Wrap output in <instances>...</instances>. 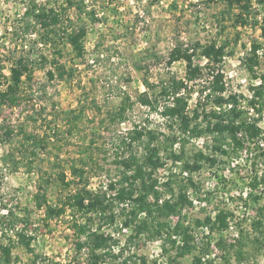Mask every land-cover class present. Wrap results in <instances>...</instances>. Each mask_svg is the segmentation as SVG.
<instances>
[{
	"label": "rangeland",
	"instance_id": "1",
	"mask_svg": "<svg viewBox=\"0 0 264 264\" xmlns=\"http://www.w3.org/2000/svg\"><path fill=\"white\" fill-rule=\"evenodd\" d=\"M31 1L0 0L2 72L9 77L12 59L20 55L28 56L34 68V79L24 84L22 100L0 110V244H14L12 261L0 258V264H87L90 248L77 249L79 238L74 225L90 216L94 219V230L103 223L101 227L120 240V245L114 247L115 253L122 249L119 259L109 258L101 264H116L124 258L133 264H195L196 254L202 255L201 264H264V184L254 189L258 198L249 195L255 173L251 169L264 173V156L255 165L250 162L247 150L216 155L214 166L207 164L192 173L183 170L182 162L172 160L159 170L161 182L170 177L185 181L189 176L194 178L196 186L185 190L193 202L184 209L189 219L214 216L221 209L233 213L229 228L222 232L195 228L194 253L183 257L176 256L177 248L162 239L141 237L129 242L132 227L129 226L130 231L125 229L120 206L114 223H106L97 214L86 216L70 207L59 216L45 217L48 207L62 206V199L74 190L59 181L62 171L67 174L72 165L87 163L89 189L113 194L110 183L120 176L115 161L117 152L121 151L120 139L136 124L171 130L170 123L161 114V106L145 105L140 96L147 90L143 80L147 77L157 85L150 90V95H157L159 104L165 103L167 100L159 93L161 82L172 75L184 77V61L167 64L168 54L177 43L187 46L196 41L216 40L218 44H225L227 53L221 68L227 92L240 95V103L249 108L248 100L254 88L264 83V1H254L253 23L258 24L236 26L233 14L224 13L227 7L219 1L86 0L88 12L82 15L88 25L86 57L77 58L69 43L59 42L63 50L60 60L75 68L73 77L68 79L51 77L48 71L54 69L51 61L56 47L43 41L41 29L31 27L27 31L25 28L24 12ZM94 8L99 20L91 16ZM72 15L78 16L74 12ZM255 44L260 45L261 52H257L260 63L250 70L247 58L253 55ZM194 59L202 65L206 62L197 56ZM204 71L203 77L195 82L196 88L209 79ZM125 92L134 103L128 109L127 119L106 122L108 111L120 104ZM196 103L194 93L191 110ZM79 109L85 110L83 118L79 128L71 132L68 116L71 110ZM7 133H11L10 137ZM28 133H34L36 138L48 136L47 147H37V156L30 154L31 145L25 136ZM183 137L188 155L198 149H210L211 138ZM175 147L179 149V143ZM135 148L142 150L138 144ZM31 161L34 162L31 164ZM40 183L47 190L43 208H38L35 202ZM13 214L25 220L18 222L16 229L9 230ZM259 220L263 223L256 226ZM169 221L173 225L172 216ZM22 227L34 236L32 251L18 241L16 230Z\"/></svg>",
	"mask_w": 264,
	"mask_h": 264
},
{
	"label": "trees",
	"instance_id": "2",
	"mask_svg": "<svg viewBox=\"0 0 264 264\" xmlns=\"http://www.w3.org/2000/svg\"><path fill=\"white\" fill-rule=\"evenodd\" d=\"M209 1L225 4L227 9L224 13L233 14L236 26L258 24L257 21L253 23L255 0ZM87 10L86 0H45V2L32 0L26 6L24 12L26 30L29 31L31 27L41 29L43 41L56 47L55 56L51 61L54 69L48 71L51 77L56 75L60 79H68L72 78L75 72L73 66L60 60L63 54L59 46L60 40H65L71 45L77 58L86 57L88 25L82 19V15L86 14ZM72 12L78 16L74 18ZM91 16L99 20L96 17L95 8ZM262 34L264 37V24ZM225 46V44H218L216 40L206 43L196 41L187 46L177 43L168 54L167 64L184 61L186 63L184 77L172 75L161 82L159 93L167 100L165 103L159 104V97L150 95V90L157 85L147 77L143 79L147 90L140 96L141 102L145 105L153 108L161 106V114L170 123L171 130L166 132L136 124L127 135L120 139L118 149L121 151L117 152L115 159L120 169V176L115 182L110 183L113 194H108L107 191L93 192L89 189L87 163H82L81 166L72 165V178L69 179L66 172L62 171L59 174V181L64 187H73L74 190L62 199V206L48 207L45 210V217L59 216L62 210L70 207L86 216L90 213L97 214L106 223H114L118 214L116 209L121 205L119 213L124 216V224L132 227L129 242L141 237L162 239L165 244L171 243L173 248H177L176 256L179 257L194 253L193 231L195 228L208 226L209 231L227 230L230 226V218L233 217V213L227 210L221 209L214 216L207 215L193 220L184 213V209L193 204L185 191L191 186H196L192 176H189L186 181L178 177H170L161 182L158 178L159 170L165 168L169 160L182 162L183 170L192 173L201 170L207 164L214 166L217 163L216 155H230V150L235 154L247 150L250 162L255 165L256 160L264 156V148L261 147L264 129L258 124L264 112V83L254 88L252 97L248 100L250 107L254 108L255 113L258 114V116L250 115L249 109L240 103V95L227 92L225 74L221 68L227 53ZM258 48L260 45L255 44L253 55L247 58L250 70L260 63ZM195 56L206 59V62L203 65L196 63ZM12 60L9 77L3 74L0 67V110L6 106L18 104L24 95V84L34 79V68L28 56L20 55ZM205 69L209 79L196 88L195 82L203 77ZM262 79L264 81V75ZM194 93H196L197 103L191 110L190 100ZM133 104L130 94L125 92L120 104L108 111L105 121L124 122L128 117V109ZM84 112V109L70 111L71 115L67 119L69 131L79 128ZM10 134L7 133L8 137ZM25 136L26 142L31 145L30 154L37 156V147L44 149L47 147V135L36 138L34 133H28ZM183 136L211 138L210 149L208 151L198 149L193 155H188ZM177 143H179V149L175 147ZM137 144L142 146L141 151L135 148ZM254 150L255 154H253ZM33 162L31 161V164ZM251 171L255 173L250 181L252 190L249 195L258 198L254 195V189L264 184V173L258 169H251ZM46 201V186L40 183L35 194L36 206L43 208ZM171 216L177 217L173 225L169 221ZM23 220L25 219L13 214L9 219V230L16 229L18 222ZM93 221V217L90 216L85 222L75 223V232L79 238L76 243L77 249L81 251L85 247L90 248L87 264H101L109 258L118 260L122 249L115 253L114 247L120 245V240L111 233L100 232L103 223L94 230ZM262 223L263 220H259L255 225L259 226ZM16 234L18 241L32 251L34 236L28 235L23 227L17 229ZM179 240L182 243H179ZM220 243L224 241L221 240ZM13 246V243H1L0 258L11 262ZM201 262L202 255H194V263L201 264ZM116 264L133 263L129 258H124Z\"/></svg>",
	"mask_w": 264,
	"mask_h": 264
},
{
	"label": "built area",
	"instance_id": "3",
	"mask_svg": "<svg viewBox=\"0 0 264 264\" xmlns=\"http://www.w3.org/2000/svg\"><path fill=\"white\" fill-rule=\"evenodd\" d=\"M258 50H259V48L257 49V52H258ZM259 52H261V51L259 50ZM259 54H260V53H259ZM243 106H244V105H243ZM244 107H245V106H244ZM245 108H248V107H245ZM248 109H249V114H250V115L258 116V114L255 113L254 108L249 107ZM251 110H252V112H251ZM258 124H259L260 127H262V128L264 129V112H263L262 117L260 118ZM261 146L264 148V133H262ZM67 175L70 177V176H71V172H70V171H67ZM120 206H121V205H120ZM172 218H173L174 223H175V221L177 220V217L172 216ZM174 223H173V224H174ZM202 227H205V228H202V229L208 231V229H207L208 226H202ZM125 229H126L127 231H130V227H129V226H126V225H125ZM100 232L109 233V232L106 230L105 227H102V229L100 230ZM110 233H111V232H110ZM193 233H194V235H195L196 231L194 230ZM111 234L114 236V233H111ZM178 242H179V243H182V241H180V240H179Z\"/></svg>",
	"mask_w": 264,
	"mask_h": 264
}]
</instances>
